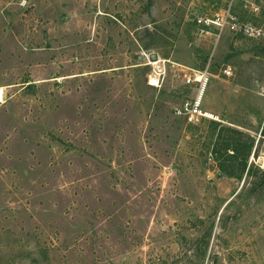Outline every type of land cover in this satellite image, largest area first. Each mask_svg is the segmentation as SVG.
<instances>
[{"label": "rangeland", "instance_id": "rangeland-1", "mask_svg": "<svg viewBox=\"0 0 264 264\" xmlns=\"http://www.w3.org/2000/svg\"><path fill=\"white\" fill-rule=\"evenodd\" d=\"M0 88V264H264V0H0Z\"/></svg>", "mask_w": 264, "mask_h": 264}, {"label": "built area", "instance_id": "built-area-1", "mask_svg": "<svg viewBox=\"0 0 264 264\" xmlns=\"http://www.w3.org/2000/svg\"><path fill=\"white\" fill-rule=\"evenodd\" d=\"M197 26L199 27V30L201 32H204V28L210 24L218 25L214 20H209L205 18H197L196 20ZM222 73L226 76L231 74L230 68L226 67L222 70ZM186 82L188 84H196L199 86V90H202L207 82V79L205 77L204 73L197 72L193 74L192 76H188L186 78ZM201 96H197L189 103L186 102L183 104V108L179 111V113H182L186 116L187 120L189 122L196 121L199 118H208V114L206 112H203L200 108L201 105Z\"/></svg>", "mask_w": 264, "mask_h": 264}, {"label": "trees", "instance_id": "trees-1", "mask_svg": "<svg viewBox=\"0 0 264 264\" xmlns=\"http://www.w3.org/2000/svg\"><path fill=\"white\" fill-rule=\"evenodd\" d=\"M252 141H251V144H250V151L252 150ZM232 149H233V153L231 154L230 158H237L240 154H239V144L237 143L236 145L232 146ZM255 155V153H254Z\"/></svg>", "mask_w": 264, "mask_h": 264}, {"label": "bare ground", "instance_id": "bare-ground-1", "mask_svg": "<svg viewBox=\"0 0 264 264\" xmlns=\"http://www.w3.org/2000/svg\"><path fill=\"white\" fill-rule=\"evenodd\" d=\"M157 59L155 60H152V61H156ZM157 62H152L151 64L155 65ZM156 77L155 76H150L149 78V85L151 86H155L156 85ZM1 99H2V89L0 88V102H1Z\"/></svg>", "mask_w": 264, "mask_h": 264}, {"label": "water", "instance_id": "water-1", "mask_svg": "<svg viewBox=\"0 0 264 264\" xmlns=\"http://www.w3.org/2000/svg\"><path fill=\"white\" fill-rule=\"evenodd\" d=\"M155 59H156V57H153V58H152V60H155Z\"/></svg>", "mask_w": 264, "mask_h": 264}]
</instances>
